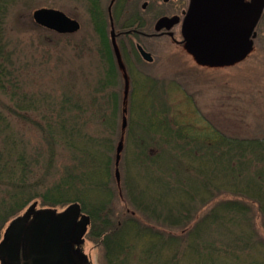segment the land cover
Returning a JSON list of instances; mask_svg holds the SVG:
<instances>
[{"label":"rangeland","instance_id":"1","mask_svg":"<svg viewBox=\"0 0 264 264\" xmlns=\"http://www.w3.org/2000/svg\"><path fill=\"white\" fill-rule=\"evenodd\" d=\"M144 1L118 0L120 6H128V14L119 15L117 18L116 9L113 7L115 10L112 14L117 19L116 28L122 26L126 17L133 15L134 12H141ZM110 2L111 0H0V28L2 27L4 31L5 45L3 52H8V57L3 60V64H6L10 57V71L13 73L11 79L13 84L19 86L18 92L21 93L19 101L23 106H29L26 107L29 111L20 110L23 115L20 119L12 117L13 120L16 118L12 123L16 131L11 133L4 128L0 134V144L6 143V134L10 133L19 138L17 139L21 141L24 149L23 146H26L28 150L47 147V142H41L37 128L39 125L45 128L47 122H56L62 117L67 118L66 107H63L61 103L63 99H68V94H72L75 100L78 102L80 100L85 111L79 115L80 121L83 122L84 136L91 137L96 143L83 141L84 144L92 151H106L101 138L105 142L110 140L114 149L112 153L114 164L117 145L120 140L124 142L118 165L120 180L116 179L115 164L112 165V175L115 179H110V188L114 190V193L108 200L109 205L113 207V220L118 222L122 219V213L129 215L132 209H136L137 204L134 203L132 193L142 192V199L145 201L141 208L145 211L144 213L140 211L139 215L132 213L137 218L142 216L148 222L150 220L159 224V227H161L160 224L164 225L160 229L165 232L181 233L182 226L188 224L194 216L199 214L198 219L204 221L208 214L205 210L214 204L216 198L213 187L202 193L198 192L195 195L196 199L192 197L194 201L189 198L188 191L183 194L179 190L177 194L174 193V197L171 195L170 199L164 198L166 203H172V214H174L172 218L165 216V212L168 211H165L166 208L160 211L154 208L162 207L158 199H154L153 196L156 194L153 193L157 191L154 188L158 184L163 168L167 169L174 163L181 167L183 163L188 164L189 170L185 172L186 175L183 172L177 173L180 178L173 176L170 180L175 182L176 187L184 188L185 184H188L195 188L198 182L197 174L210 168L211 164L207 157L200 159L205 150H199L197 157H185L184 149L180 144L181 140L170 141L165 137V132L169 131L166 129L167 123H172L173 126L180 123L179 125L193 127V134L199 136L200 143L211 136V128L229 136L264 138V12L256 27L254 48L241 62L228 67H202L189 52L185 51L184 46L175 44L169 37H139V39L137 37L136 39L153 54L154 61L150 63L141 58L136 51L137 41L133 43L130 37L124 42L121 41L122 44H120L124 51L120 60L124 69L125 66L129 69L130 79H124L119 75L113 84H105V68L100 57L101 46L95 30L93 12L95 9L94 15L100 19L97 21L108 20L107 25H109ZM162 3V0H159L156 8L158 13H166L164 11L167 10L166 8L174 7L175 9L176 7L173 3L170 5H162ZM40 7L56 8L66 12L81 22V29L75 34H59L39 26L34 21L33 12ZM158 16L159 14L152 17V26L148 32L154 31L153 21L155 22ZM128 21L131 20L128 18ZM150 23L151 19L147 20V29ZM146 26L143 27L144 30ZM106 31L110 34V27ZM98 86L100 88H97ZM114 95H117L120 109L113 112ZM111 100L112 107L109 106ZM11 104L10 94L0 91V111H5V114L10 113L7 107ZM39 111L45 112L44 116L38 114ZM115 112L119 113V117L114 116ZM106 117H116L115 129L106 123ZM45 118L50 121H46ZM123 118L127 119L125 129L122 127ZM161 123H163V129ZM189 147L187 150H195V146ZM205 147L207 148L206 145L204 149ZM72 151L73 149L68 150L57 146L55 151L57 162L49 170V177H29L30 184L34 187V184L38 183L37 189L46 191L44 189L59 178L67 167L68 169L71 167L74 169L78 165L81 167L80 161L74 160ZM178 152L179 156L176 157ZM103 153L99 152L97 157H101ZM83 163L84 166L87 165L86 161ZM261 165H263L261 162L256 164L259 167ZM33 175L31 173V176ZM98 176L97 174L96 180ZM215 179L214 184L211 185L220 183L219 179L216 181ZM160 187H164L163 183ZM48 198L50 196L44 197L48 205H42L41 197L36 198L37 207H48L58 211L65 208L63 205L52 206L47 201ZM89 200L94 203L95 198L90 196ZM201 200L203 201L200 202ZM28 206L15 217L22 215ZM184 206L186 209L190 207V210L186 211ZM156 212L160 216H157ZM232 213V211L225 213L229 220ZM188 216L192 218L188 219ZM142 217L141 220L144 221ZM251 219L252 223L246 222L240 227L241 231L245 229L244 238L250 240L251 245L242 252L240 260H236L233 255L231 259L249 264L250 262L264 264V212L256 211L254 218ZM208 221L210 223V220ZM205 227L207 229L202 238L197 235L198 232L195 234L202 243L203 240L204 243L215 241L222 230L216 228L212 222L210 226L206 223ZM97 230L98 227H94L91 217L83 244L84 252L91 264H109L102 238L94 237ZM234 237H236L235 233L231 238ZM197 241L192 235L189 239L185 237L178 249L183 250L185 242H192L199 248ZM198 259L199 257L196 256V259L190 258L187 261L196 264ZM130 263L133 264L132 261Z\"/></svg>","mask_w":264,"mask_h":264},{"label":"trees","instance_id":"2","mask_svg":"<svg viewBox=\"0 0 264 264\" xmlns=\"http://www.w3.org/2000/svg\"><path fill=\"white\" fill-rule=\"evenodd\" d=\"M91 11L93 12V9ZM93 13L95 14V9ZM94 14L93 16L97 21ZM105 27L106 25L102 21H97L95 29L102 38L101 49L104 52H100V57L104 62V81L105 84H113V81L118 79L119 72L116 69L117 65L113 53L108 52L111 51V45ZM0 30V91L4 94H10L12 99V104L7 107L10 113L5 114V111H0V134L4 131V128L11 133H15L16 128L12 126V123L16 118L13 120L12 117L20 119L23 116L20 110L26 109L29 111L27 109L29 106H23L19 101L21 93L18 92L19 86L13 84V79H11L13 73L10 71V57L6 64H3V60L8 57V52H3L5 46L4 31L2 27ZM97 88H100V86ZM113 99L115 100L114 106L112 100L109 106H113V112L119 111L120 105L117 95H114ZM61 104L66 107L68 117H62L56 122L45 118L46 121L50 122H47L45 128L41 125L37 128L41 142H47V147H39L35 151L33 149L28 150L26 146H23L24 149L21 141H18L19 138L16 135L12 136L10 133L6 134V143L0 144V239L6 225L16 214H19L38 197L43 199L42 205H48L44 197L50 196L47 201L52 206L63 205L66 207L76 201L81 203L83 211L92 217L94 227H98L94 237L102 238L109 264H132L131 261L133 264H192L187 260L190 258L194 260L196 256L199 257L196 264H249L242 261H233L231 257L235 256L236 260H240L242 252L251 245V241L244 238L245 229L243 231L240 229L242 224L252 223L251 218H254L256 211L264 212V138L229 136L211 128V136L206 137L200 143L199 136L193 134V127L179 125L180 123L178 127L177 124L173 126L172 123H167L166 129L169 131L165 132V137L170 141L181 140L180 144L184 149L185 157H197L199 150H205L200 159L207 157L211 164L210 168L197 174L198 182L195 188L188 184H185L184 188L176 187L175 182L170 180L173 176L180 178L177 173L183 172L186 175L185 172L189 170L188 164L183 163L181 167L174 163L173 165L170 164L167 169H161L162 174L159 175L158 184L154 188L157 191L153 193L156 195L153 197L158 199L162 207L155 206L154 208L158 211L166 208L165 211H168L165 212V216L172 218V215H174L172 214V203H166L164 198L170 199L171 195L174 197V193L177 194L179 190L183 194L188 191L189 198L194 201L198 192L202 193L213 187L216 200L214 199V204L209 206L210 208L206 207L205 211L208 213L206 221L199 220V214L193 218L188 216V219H192L188 224L182 226L181 233L165 232L160 229L164 225L160 224L161 227H159V224L150 220L148 222L142 216L137 218L132 213L139 215L140 211L143 213L145 211L141 208L143 201H145V199H142V192L132 193L135 199L134 203L137 204L136 209H132L129 215L125 212L124 215L122 213V219L118 222L113 220V207L109 205L108 200L111 199L109 197L114 193V190L110 188V179H115L112 175V165H114L112 144L110 140L105 142L101 138L106 151H92L90 147L83 143V141L95 142L92 141L91 137L85 138L84 136L83 122L80 121L79 115L85 111L80 100L78 102L72 94H68V99H63ZM29 105L31 106V104ZM38 114L44 116L45 112L41 113L39 111ZM94 116L97 117L98 115L94 114ZM114 116L119 117V113L115 112ZM105 119L107 124L112 125L111 127H114V129L116 128V117H106ZM161 125L163 129V123ZM190 145L195 146V150H187ZM204 145L208 149L206 147L204 149ZM57 146L68 150L73 149V158L80 161L81 167L79 165H73L77 166L74 169L72 167L68 169L67 167L59 178L44 189L46 191H39L37 189L38 183L34 184L33 187L29 182V177H49V170L57 162L55 152ZM99 152H104L101 157H97ZM178 156L179 152L176 157ZM84 161L87 162L85 166ZM259 162L263 164L260 167L256 166ZM31 173L34 175L31 176ZM97 174L99 178L96 180ZM215 178L219 179L220 183L211 185L214 184ZM162 183L164 187H160ZM159 187L162 191L164 189V192L160 191ZM90 196L95 198L94 203L89 200ZM218 198L219 200H217ZM185 206L183 208L186 211L187 209L190 210V207L186 209ZM226 211L233 212L230 220L225 214ZM157 216H160V214L157 213ZM141 217L144 221L141 220ZM208 220H210V223L215 224L216 228L222 230L215 241L204 243L203 240L202 243L201 239L197 238L195 234L198 232L197 235L202 238L207 229L205 224L208 223L210 226ZM234 233L236 237L231 238ZM191 235L193 238L196 237V241L198 240L199 248L194 246L192 242H185L183 250H179L178 246H180L181 241L185 237L189 239ZM250 264L255 263L250 262Z\"/></svg>","mask_w":264,"mask_h":264},{"label":"water","instance_id":"3","mask_svg":"<svg viewBox=\"0 0 264 264\" xmlns=\"http://www.w3.org/2000/svg\"><path fill=\"white\" fill-rule=\"evenodd\" d=\"M263 12L264 0H191L182 27L186 48L202 65L222 67L243 61L254 48L255 28ZM33 18L38 25L61 34L81 28L77 19L56 8H38ZM176 21L177 17L161 18L156 29ZM113 43L117 50L116 42ZM138 49L146 61H153L150 52L141 45ZM116 54L124 69L120 52ZM122 127H127L126 118ZM123 148L120 140L116 149L117 181ZM37 205L38 202L32 203L6 227L0 241L1 264H91L81 248L91 217L82 211L81 204L73 202L61 212L37 209Z\"/></svg>","mask_w":264,"mask_h":264},{"label":"flooded vegetation","instance_id":"4","mask_svg":"<svg viewBox=\"0 0 264 264\" xmlns=\"http://www.w3.org/2000/svg\"><path fill=\"white\" fill-rule=\"evenodd\" d=\"M162 2H163L162 5H168V4L170 5L171 3H173L176 5V7H175V9H173L174 7L172 9L166 8L167 10H164V11H166V13H158L156 8H157V5L159 3V0H145L141 5V12H134L133 15L126 17L124 23L122 22L123 23L122 26L119 28H116V23H117L116 17L118 18L119 15L122 16L124 14H128V9H127L128 6L127 5L126 6H124V5L120 6V3L118 2V0H111L110 4L108 6L109 25H107L108 20L102 22V23H104V25H106V30L108 27H110V34L108 33V38H109L110 45H111V51H108V52H112L113 55L115 56V58L117 55V54H115V52H120V54H122V52H124V51L121 49L120 44H122V42L128 40L130 37H132L131 40L133 43H135V41H137L135 43L137 52H139V49H138L139 44L142 45L145 50L151 52L142 44V42H140L139 40L136 39L137 37H138V39H139V37L140 38L169 37L175 44H177L179 46H184L185 51L188 52V50L185 46V42L183 41L182 27H183L184 18L186 16V13H187L188 8H189L190 0H162ZM113 7H115V9H116V12H115L116 17L115 18L113 17V14H112V12L115 10V9H113ZM158 14H159V16L156 18L155 22L153 21L154 31L148 32L150 30V27L152 26V17H155ZM111 16H112V19H111ZM165 17H168V18L177 17V21L173 25H172V23H167V25L162 27L160 30H157L156 26H157L158 21L161 18H165ZM128 18L131 21H128ZM150 19H151V23H150L149 28L147 29V26H146L147 20L150 21ZM93 20L95 23H97L95 18H93ZM97 20H100V19L98 18ZM120 20L122 21L123 19H120ZM137 24H139V25H137ZM168 24H169V26H168ZM140 25L146 26L145 30L143 29L144 26L139 27ZM112 29L115 30V36L114 37L112 36ZM96 33H97V31H96ZM98 37L100 40L99 41L100 46L102 47V38L100 37L99 34H98ZM131 40H129V41H131ZM113 41H115L117 44V50L113 46L114 45ZM118 41L120 43H118ZM100 52H104L103 49H100ZM141 58L144 61H146L142 56H141ZM153 59H154V57H153ZM116 61H117V65H118V68H116V69L120 70V72H123V70H121L119 67V60L117 58H116L115 62ZM126 71L129 72V69H127ZM122 75H124V73ZM117 78H118V76H117Z\"/></svg>","mask_w":264,"mask_h":264},{"label":"bare ground","instance_id":"5","mask_svg":"<svg viewBox=\"0 0 264 264\" xmlns=\"http://www.w3.org/2000/svg\"><path fill=\"white\" fill-rule=\"evenodd\" d=\"M190 1H191V0H190ZM100 49H101V47H100ZM114 59L116 60L115 56H114ZM34 202H38V201H33V203H34ZM31 204H32V203H31ZM31 204H30V205H31ZM30 205H29V206H30ZM29 206H28V207H29ZM37 206H38V205H37ZM36 208H37V209H46V208H48V207H43V208L36 207ZM51 209H53V208H51ZM55 210H57V209H55ZM62 210H63V209H62ZM62 210H60V211L57 210V211H58V212H61ZM12 220H13V219H11V220L8 222V224L6 225V227L10 224V222H11ZM6 227H5V229H6ZM5 229H4V232H5ZM4 232H3V234H2V237H1L0 241L3 239ZM85 236H86V235H85ZM85 236H84V239H85ZM85 240H86V239H85Z\"/></svg>","mask_w":264,"mask_h":264}]
</instances>
